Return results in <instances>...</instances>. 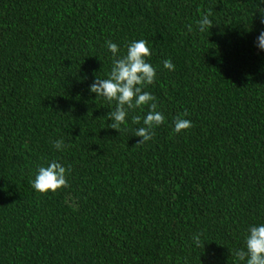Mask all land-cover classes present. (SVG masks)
<instances>
[{"label":"trees","instance_id":"1","mask_svg":"<svg viewBox=\"0 0 264 264\" xmlns=\"http://www.w3.org/2000/svg\"><path fill=\"white\" fill-rule=\"evenodd\" d=\"M258 0H0V264H234L264 224ZM209 13L203 32L196 21ZM144 39L165 122L137 144L88 92ZM170 60L173 71L163 69ZM86 76V79H83ZM191 127L172 132L185 114ZM55 140L67 147L56 151ZM56 160L67 186L37 193ZM199 234L200 247L192 237Z\"/></svg>","mask_w":264,"mask_h":264},{"label":"clouds","instance_id":"2","mask_svg":"<svg viewBox=\"0 0 264 264\" xmlns=\"http://www.w3.org/2000/svg\"><path fill=\"white\" fill-rule=\"evenodd\" d=\"M258 5H264V0H258ZM260 15V24L264 26V8H257ZM209 13L205 12L196 21L197 30L205 31L212 26ZM106 49L112 56V64L106 78H94L88 85V92L95 94V98H102L109 105L115 104L113 110L107 113L108 128L119 131L121 126L127 131L129 112L133 109L147 107L148 111L143 119L139 116L131 118L132 124H141L135 128L134 135L139 137L137 144L148 142L153 136V130L165 122V117L157 110L156 98L143 89L152 85L156 78V69L149 64L147 58L151 55L150 46L144 39L134 40L126 45V52L118 55L120 51L116 43L106 41ZM254 46L264 52V30L257 35ZM163 69L174 70L173 63L165 59L162 61ZM86 79V76L83 78ZM182 114L173 119L172 132L179 134L191 127V121L183 118ZM52 147L56 151H63L67 145L63 140H55ZM68 169L56 160L49 161L47 166L36 169L31 187L37 193L55 192L67 186L66 173ZM244 238V248L237 249L234 253V264H264V224L250 225ZM195 247H200L199 234L192 237Z\"/></svg>","mask_w":264,"mask_h":264}]
</instances>
